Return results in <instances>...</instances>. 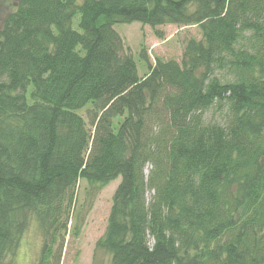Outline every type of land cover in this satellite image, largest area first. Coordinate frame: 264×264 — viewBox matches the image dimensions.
Returning a JSON list of instances; mask_svg holds the SVG:
<instances>
[{
    "label": "trees",
    "instance_id": "1",
    "mask_svg": "<svg viewBox=\"0 0 264 264\" xmlns=\"http://www.w3.org/2000/svg\"><path fill=\"white\" fill-rule=\"evenodd\" d=\"M135 21L202 38L180 61L142 55L140 76L113 27ZM116 178L95 243L112 264H264V0H16L5 13L0 264L32 220L37 264H57L77 184L94 195Z\"/></svg>",
    "mask_w": 264,
    "mask_h": 264
},
{
    "label": "rangeland",
    "instance_id": "2",
    "mask_svg": "<svg viewBox=\"0 0 264 264\" xmlns=\"http://www.w3.org/2000/svg\"><path fill=\"white\" fill-rule=\"evenodd\" d=\"M15 1L0 0V20L12 9ZM113 27L122 37L124 44L122 53H129L134 57L140 76L148 70L142 55H147L152 64L156 58L180 61L187 41L191 38L196 40L202 38V31L195 24L180 26L167 23L152 28L135 21L116 23ZM79 113L88 122L86 109L79 110ZM210 115L208 114V117ZM216 117L219 118L218 114ZM150 168L151 165L146 164L145 175ZM119 180V178L112 180L94 195L86 194L87 184L84 180L77 184L74 208L69 214L66 230H62L63 238L59 241L61 244L57 249L59 250L57 264H112L109 254L96 250L95 243L105 231L112 195ZM42 243L43 236L38 223L32 220L22 235L13 263L37 264Z\"/></svg>",
    "mask_w": 264,
    "mask_h": 264
}]
</instances>
